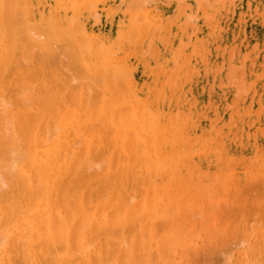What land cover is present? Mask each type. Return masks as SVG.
Returning a JSON list of instances; mask_svg holds the SVG:
<instances>
[{"label":"bare ground","instance_id":"1","mask_svg":"<svg viewBox=\"0 0 264 264\" xmlns=\"http://www.w3.org/2000/svg\"><path fill=\"white\" fill-rule=\"evenodd\" d=\"M263 45L264 0H0V264H264Z\"/></svg>","mask_w":264,"mask_h":264},{"label":"rangeland","instance_id":"2","mask_svg":"<svg viewBox=\"0 0 264 264\" xmlns=\"http://www.w3.org/2000/svg\"><path fill=\"white\" fill-rule=\"evenodd\" d=\"M239 30H240V28L237 29V31H239ZM241 30H243V32H244L245 34H244V39L241 40V41H242V44H240V45H243L245 48L248 47V49H246V51H248L249 49H251V50H255V49H253V48H254L253 46H256V45H259V44H256L257 42H254L253 39H252V40H249L248 38H246L247 31L244 30L243 28H241ZM241 30H240V31H241ZM246 39H247V40H246ZM250 41H251V42H250ZM245 42H246L247 45L244 44ZM252 43H253V44H256V45H253ZM249 44H250V45H249ZM259 46H260V45H259ZM259 46H258V47H259ZM241 47H242V46H241ZM244 47H243V48H244ZM250 47H251V48H250ZM256 47H257V46H256ZM260 48H263V49H262V53L264 54V45H263V47H260ZM255 51H257V48H256ZM248 52H250V50H249ZM233 53H234V52H233ZM235 53H236V52H235ZM243 53H246V52L243 51ZM243 53H242V54H237V53H236V54H233L234 57H233L232 60H231L230 58H231V56H233V55H232V53H230V55L228 56V57H229V61L223 63L224 66H222V67H224V68H223L224 70H222V72H224V73L221 74V76H226V77H228L227 74H229V71L231 70V68H230V61L232 62L231 65H235V66H236V65H237V66H238V65H242V67H244V65L247 64V65H246L247 67H245L246 70H242V69H240L241 66H238V67H239V68L237 67L238 69H236V67H234V66H231V67H233V69L230 71V73L233 72V74L235 75V77L238 76V75H239V76H242L244 73H245L244 75L246 76V74H248V72H249V74H250V72H251V73H252V72L254 73V69H253V67H250V68L248 67V66H249L250 57H251L253 54L251 53L252 55L250 56V53H249V54H244V56H243ZM245 55H246V58H247V57L249 58V59L247 58L248 61H247V59H245V60L247 61V63H246V61H245L244 59H242V58H245ZM242 56H243V57H242ZM249 56H250V57H249ZM262 58H264V57H262ZM240 60H241V61H240ZM243 60H244L245 62H244ZM255 61H256V62H259V58L256 57ZM226 63H227V64H226ZM242 63H243L244 65H243ZM223 64H222V65H223ZM263 64H264V62H262V67H261V68H262L263 71H264V66H263ZM243 69H244V68H243ZM234 70H237V72H236V71H235V72L238 73V75H237L236 73H234ZM238 70H241V71L238 72ZM242 71H244V73H243ZM229 75H230V77H228V79H227V78H226V79H227V80H229V78L233 79V80H229L230 82L228 83L229 85H231V83H232V85H233L234 80H235V79L233 78L234 76H233L232 74H229ZM231 75H232V77H231ZM253 75H254V74H250V77H254ZM245 76H244V77H245ZM242 77H243V76H242ZM242 79H243V78H242ZM251 79H252V78H251ZM254 79H255V77H254ZM232 81H233V82H232ZM236 84H237V83H234V85H236ZM231 88H235V87H231ZM250 106H251V104H250ZM258 184H259V183H258ZM262 184H263V181H262ZM262 184H261V185H262ZM253 186H254V185H253ZM257 186H258V185H256V187H257ZM262 186H264V185H262ZM262 186L260 187V185H259L258 187H259L260 189H262L263 192H262L261 190L259 191L258 188L256 189L255 186L252 187V188H253V192H256V191L258 190L256 193H253V195L257 196L258 198L260 197L259 199L256 198L255 201L253 200V201L255 202V203L253 202L254 205H253V203H250V202H251L250 198H251L253 195H252V193H250V194L252 195V196H250L249 191L247 192V194L249 195L248 197H250V198L248 199V201H249V202H248L249 205H248V203H245V204L248 205L249 208H250V206H251V208L254 206L252 209H255V210H256V213H257L258 215H257V214L255 215L254 213H253V214H254V215H253V214H252V211H253V210H251V209H250V210H251V213H250V214L252 215L253 218H255V220H258V219H261V218H262V220H259V222H258L260 225H259V224H257V225H258V227H261L262 229H264V226H261V225H264V223H263V221H264V215L261 216V214H262L261 212H264V209H263L264 206H262V205H264V187L262 188ZM255 189H256V191H255ZM251 192H252V190H251ZM256 194H257V195H256ZM258 194H259V195H258ZM262 195H263V196H262ZM245 196H246V195L244 194L241 203H243V201L246 200V199H245ZM255 196H253L252 198H254ZM262 198H263V199H262ZM260 199H261V201L263 200V202H262L263 204L261 203ZM246 201H247V200H246ZM258 201H259V202H258ZM244 202H245V201H244ZM259 203H260V206H261V207L259 206ZM245 204H243V206H245V209H244L243 207H242L243 209H241V207H240V209H241V211H242V210H246V213H247V214H246V218L244 217V216H245V214H244L245 212H244V213H241V211H240V212H238V214L240 213V214H243V215H240V214H239L238 217H239V216H243V217H239V219L242 218V220H239L238 217H237V218L233 217V219L230 220L231 224L235 221V222H237L236 224L238 225V227H239V225L242 226V225L244 224V223H242V222H244L243 220L247 219V218H248L247 216H251V215L249 214V212H248L249 210L247 211V209H246L247 206H246ZM256 204H257V205H256ZM255 206H256L257 208H256ZM259 208H260V209H259ZM257 210H258V211H257ZM259 210H261V212H260ZM237 211H238V210H237ZM237 211H236V212H237ZM236 212L234 213L235 215H237ZM242 212H243V211H242ZM253 212H255V211H253ZM260 213H261V214H260ZM259 215H260V216H259ZM252 217H249L248 220H246V222H248V223H249V221H252V222H253V218H252ZM229 218H230V217H229ZM227 220H228V219H226V221H227ZM241 221H242V222H241ZM261 221H262V222H261ZM235 222H234V223H235ZM253 223L255 224V222H253ZM256 223H257V221H256ZM245 225H246V224H245ZM248 225L254 226L252 223H250V224H248ZM255 226H256V225H255ZM236 228H237V227H236ZM237 229H238V228H237ZM236 232H237V230H236ZM238 232H240V231L238 230ZM238 232H237V235H236V238H235V239H239V238H240V237H239V238L237 237L238 234H239ZM234 233H235V232H234ZM234 233H231V235H233ZM242 233H243V231H242ZM242 233H240V234H242ZM235 234H236V233H235ZM235 234H234V237H235ZM231 235H229V236L226 238V240L224 241V243L222 242V243H223V246L226 244L225 242L230 243L229 240H231V239H230ZM242 235L244 236V233H243ZM240 236H241V235H240ZM233 239H234V238H233ZM233 239H232V240H233ZM235 239L233 240L234 242L232 241L233 243H235ZM243 239H244V238H242V240H241V238H240L239 241H240V240H241V241L238 242V243H241V242L243 241ZM227 240H228V241H227ZM216 241H219V240H216ZM237 241H238V240H237ZM222 243L219 244V245H217V247L221 246ZM228 245H229V244H228ZM231 245L234 246V244H231ZM231 245H229V246H231ZM226 246H227V244H226ZM229 246H227V247L224 248V249L227 250ZM217 247H216V248H217ZM224 247H225V246H224ZM221 248H223V247H221ZM232 248H234V247H232ZM232 248L229 247V249H228L227 251H229V250L232 249ZM216 250H218V248H217ZM231 251H232V250H231ZM216 252L218 253V252H220V251H216ZM209 258H210V257H209ZM211 258H212V257H211ZM212 259H213V258H212ZM217 260H218V259H217ZM217 260H216V261H217ZM211 261H212V260H211ZM211 261H210V263L212 264V262H214L215 260L213 259V261H212V262H211ZM216 261H215V262H216ZM218 261H219V260H218ZM218 261H217V263H218ZM215 262H214V264H216ZM210 263L207 262L206 264H210Z\"/></svg>","mask_w":264,"mask_h":264}]
</instances>
